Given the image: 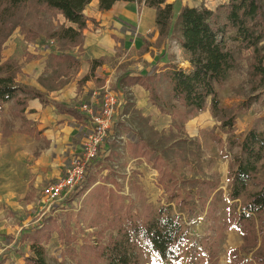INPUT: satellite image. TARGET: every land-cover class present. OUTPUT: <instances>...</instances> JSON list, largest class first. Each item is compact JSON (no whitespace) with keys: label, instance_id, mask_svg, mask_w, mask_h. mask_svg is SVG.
Here are the masks:
<instances>
[{"label":"trees","instance_id":"16d2710c","mask_svg":"<svg viewBox=\"0 0 264 264\" xmlns=\"http://www.w3.org/2000/svg\"><path fill=\"white\" fill-rule=\"evenodd\" d=\"M91 1L0 0V33L4 35L0 37H5L3 39L6 40L7 36H10L11 32L6 33V26L18 10L24 6L34 7L45 13L58 14L64 19L48 36L49 39L65 42L67 48H77L81 51L82 32L86 29L88 20L83 11ZM117 1L144 4L155 9V24L158 30L156 45L159 47L170 39H176L190 56L193 67L189 70L191 64L187 61L173 63L172 67L169 64L159 67L158 63L163 54L157 58V63L138 75L126 73L119 76L115 88L124 92L125 88L140 86L148 93V102L159 114L169 116L174 123L176 118L185 120L193 113L204 111L207 101L209 102L210 113L227 135L226 143L229 149H239V153L233 155L230 165V198L232 201H238L247 196L240 201L234 215V228L242 234L244 241L238 249L230 251V264H264V181H255L258 166L264 161V133L251 129L245 134L236 135V114H228V109L220 103L216 89L222 86L236 69L239 55L249 52L250 92L239 110L247 111L257 102L264 105V0H227L214 10L204 6L178 8L179 0H173L172 3H167V0H99L98 10L108 11ZM15 26L11 27V31ZM32 33L28 31V34ZM50 58L52 70L49 78L52 80L69 77L68 75L72 71L76 72L80 65V60L66 51L50 54ZM103 63L104 59L92 60L89 73L79 83L88 81L95 69ZM18 68L12 60L0 63V111L4 104L11 102L14 106V116L29 126L24 134L39 138L41 133L25 118L28 100L38 99L44 106L51 105L58 113L69 114L81 122L88 119L79 109L52 101L48 99L47 93L16 82ZM62 69L64 73L60 76L57 71ZM45 78L40 77L38 83L46 92L58 91L66 84L62 82L57 86H48L44 82ZM119 122L114 123L112 135L99 146L97 156L87 164L83 180L64 201L69 207L76 195L80 196L85 191L98 194L97 202L107 209V219L99 218L97 223L89 228H96L100 222L106 221L107 228L115 230L116 235L108 238L103 244L84 240L79 248L88 252L86 257L90 258L91 263L104 260L105 264H138V251L141 250L147 251L160 264L169 263L179 258L181 247L186 240L185 227L180 219L171 213V205L160 206L157 210L146 206L140 212L132 202L126 204L124 197L115 195L107 186L95 185V179L90 174L111 155ZM174 135L170 134L165 139L167 144H163L162 149L151 146L139 137L130 140L129 153L134 158H143L158 172L159 183L165 190L168 204H174L178 210L183 209L191 216L196 209L204 211L209 195L218 190L219 183L198 177L179 179L167 158L175 155L177 151L185 155L186 152L181 151L179 146L182 139L178 140ZM250 185L256 186L257 190L248 193ZM216 203L214 195L209 202L214 214L217 210ZM79 210L77 217L81 208ZM48 218L41 219L35 227L22 230L20 239L28 242L29 252L23 256L24 264H47L43 242L49 240L53 231L44 227V219ZM78 219L75 220V226L82 230ZM206 220L210 225L198 245L209 253L208 259L211 261L216 257L215 241L219 238L222 228L217 225L216 215L210 216L209 208ZM69 225L66 224L65 227L68 233L72 230ZM100 232L101 229H97L95 234ZM59 236L61 237V232ZM239 254L245 258L250 256V260L241 259ZM2 263H5L3 256L0 257V264Z\"/></svg>","mask_w":264,"mask_h":264},{"label":"rangeland","instance_id":"374dc122","mask_svg":"<svg viewBox=\"0 0 264 264\" xmlns=\"http://www.w3.org/2000/svg\"><path fill=\"white\" fill-rule=\"evenodd\" d=\"M225 2L227 0H179L178 8L204 6L214 10ZM63 22V18L58 14L45 13L34 7H22L8 21L6 33L11 32L10 36H7L6 40L3 39L5 37H0V63L6 60L15 62L19 67L16 78L19 76V81L25 82L27 86L37 84L34 72L45 66V73L42 76L46 77L44 82L48 86L66 82L60 90L47 92V95L51 99L70 105L80 104L81 101L90 103L93 92L101 94L106 83L114 90L116 78L124 71L138 73L140 67H149V63L136 56L128 60L131 57L129 51L122 52L117 49L114 56L108 59L105 69L102 70L101 67L99 70V75L105 73L106 77L93 79L85 88H82L83 86L74 78L73 71L69 77L50 79L52 70L50 54L76 51V48H67L65 42L60 43L48 38ZM13 26L15 27L11 31ZM28 31L34 34H28ZM0 35L4 36L1 33ZM168 41V59L173 62L187 61L191 64L190 70L193 67L190 56L176 39ZM153 54L154 52L151 53V57L155 60ZM248 55L249 52L239 55L236 69L222 86L216 88L221 105L228 109V114H236L234 126L236 135L245 134L251 129L264 133L263 104L257 102L247 111L239 110L250 92ZM173 62L170 63L171 67ZM57 72L61 76L64 70ZM39 85L38 83L37 86ZM120 94L119 97L117 95V100L121 103V108L122 106L124 108H120L116 120L120 122L112 153L90 172L95 179V185L107 186L115 195L124 197L126 204L132 202L140 212L146 206L157 210L160 206L171 205V213L176 215L185 227L186 240L181 247L179 258L164 264H230V251L238 249L244 241L242 234L234 228V215L240 201L247 196L238 201H232L230 198V165L233 155L238 154L239 149H229L226 143L227 135L210 113L209 102L207 101L204 111L193 113L185 120L176 118L174 123L169 116L160 115L149 103L141 106L128 89L121 91ZM13 111L14 106L11 102L4 104L0 111V257L3 256L5 259V263L2 264H24L23 256L29 252L28 242L20 239L22 230L35 227L46 217L49 218L44 219V227L53 229L49 240L43 242L47 264H105L104 260L91 263L90 258L86 257L88 252L79 248L84 240L103 244L108 238L116 235L115 230L107 228L106 221L100 222L96 228H89L91 225L94 226L99 218L107 219V209L97 202L99 195L85 191L80 196L73 197L68 207L69 204L66 206L64 201L69 198L67 196L75 187L62 199L53 203L47 202L42 194L47 184L56 182L63 176L67 161L72 158L76 149L73 145H79L85 131L80 130L78 135L64 144L60 136L64 137L65 132L57 135L53 142L45 141L42 137L33 138L24 134L29 126L14 116ZM46 119L45 126L49 128L69 122L65 119L56 120L53 110ZM173 133L178 140L182 139L179 146L181 151L186 152L185 155L177 151L175 155L167 158L179 179L198 177L219 183L218 190L209 195L204 211L196 209L191 216L183 209L178 210L174 204H168L165 190L159 183L158 172L143 158H134L129 153L130 140L139 137L151 146L162 149L163 144H167L165 139ZM59 146L63 153L60 152ZM255 181H264V161L258 166ZM256 190V186L250 185L248 193ZM214 195L217 199L216 214L212 207H209ZM79 208L80 218L77 217ZM208 208L210 216L216 215L217 225L222 228L219 238L215 241L216 257L211 261L208 259L209 253L198 245L210 225L206 220ZM77 219L82 230L75 226ZM66 224H70L69 227L72 229L69 233L65 231ZM97 229H101L102 232L95 234ZM239 257L250 260V256L245 258L239 254ZM138 258V264H160L145 250L138 251Z\"/></svg>","mask_w":264,"mask_h":264},{"label":"crops","instance_id":"0c3cea01","mask_svg":"<svg viewBox=\"0 0 264 264\" xmlns=\"http://www.w3.org/2000/svg\"><path fill=\"white\" fill-rule=\"evenodd\" d=\"M98 2L99 0H92L90 4L84 9L83 14L88 20L86 23V29H84L82 32L83 42H82L81 51H79L76 48L75 52H71L73 56H75L80 60V65L77 71L74 72V78L78 80V83L83 77H85L89 73L90 62L92 60L104 59V63L102 64V66L97 67L95 69L93 75L89 78L88 81H86L83 84L79 83V85L83 86L82 88H85V86L87 87V85L91 83L93 79L100 78V76H105V73H100L99 75L100 72L99 70H101V67L102 70L105 69V67L107 66L108 59L114 56L117 49H119V51L122 52L126 50L129 51L131 57L128 60H132L133 59L132 57L136 56L138 57V59L141 58L143 61H146V63H149L148 68L140 67L138 73L127 70L122 72L119 76L126 73H129L132 76L138 75L142 71L149 69L152 66V64L157 63L156 62L157 58L163 54H164L163 58L158 63L159 67H162L165 64L170 65V63L173 62L172 60L168 59L167 50L169 48V41L165 45H161L159 47L156 45V41L158 38V30L155 24V15H156L155 9L148 8L144 6V4L117 1L112 5V7L108 11H99ZM172 2L173 0H171V2L167 0V3H172ZM157 51L158 53H156ZM152 52H154L153 55H155L156 57L155 60L152 59L151 57ZM173 63H180V62L175 61ZM44 71H45V66L41 67L40 69L34 72V77L37 80V84H33L31 87H34L42 92L47 93L46 90H44V88L41 85L37 86L38 79L40 77H44V75L42 76V74L45 73ZM116 80L114 83V88H115ZM16 82L27 86L25 82L19 81V76L16 78ZM105 86L106 87L104 89H109L113 93L117 94L118 97L119 95H121L120 94L121 91H119L117 88L114 89L116 90L115 92L113 89L111 90L108 87V83H106ZM126 89L132 92L137 102L141 106H144L147 103H149L148 93L140 86L135 85L130 88H125V90ZM47 97L52 101L59 102L49 98L48 95ZM59 103H63L67 105V107H73L79 109V106L84 102L81 101L80 104L74 103L72 105L62 101ZM123 108L124 107L122 106L121 109ZM52 110L56 120H61V119L69 120L68 124L53 125V128L46 127L45 126L46 124L45 122L47 120L46 117L49 115L50 111ZM84 115L87 116L86 114ZM25 118L27 120H30L33 123V125L36 127V129L41 132L39 137L40 138L42 137L45 141L53 142L55 141L57 135L60 136L62 132H65L64 137L60 136V139H62V144H64L65 141L69 142L70 140H72V137L78 135L79 132L85 131L84 135L82 134L83 135L82 139H83L88 133L87 131V129H89L88 127L91 128L89 117L86 121H82V122L78 121L69 114L58 113L56 109L51 105L44 106L43 104L40 103L38 99L27 101ZM82 139H80L79 145L78 144L73 145L74 148H76L73 151V155L80 152L81 150L80 145ZM59 149L60 152L63 153L62 151L63 149L61 148V146H59ZM70 159L71 157L69 158V160ZM69 160L67 161V163L69 162Z\"/></svg>","mask_w":264,"mask_h":264},{"label":"built area","instance_id":"2783aa9c","mask_svg":"<svg viewBox=\"0 0 264 264\" xmlns=\"http://www.w3.org/2000/svg\"><path fill=\"white\" fill-rule=\"evenodd\" d=\"M120 106L117 94L109 89H104L101 94L94 92L90 103L79 106V110L89 117L91 128L81 141L80 153L73 155L67 163L63 176L43 188L47 202L62 199L83 180L87 164L97 156L99 146L112 135Z\"/></svg>","mask_w":264,"mask_h":264}]
</instances>
